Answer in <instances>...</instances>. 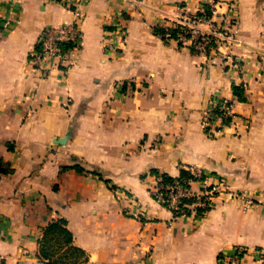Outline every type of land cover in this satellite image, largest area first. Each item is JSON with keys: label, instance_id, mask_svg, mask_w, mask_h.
Instances as JSON below:
<instances>
[{"label": "crops", "instance_id": "0c3cea01", "mask_svg": "<svg viewBox=\"0 0 264 264\" xmlns=\"http://www.w3.org/2000/svg\"><path fill=\"white\" fill-rule=\"evenodd\" d=\"M209 1L0 0V264H47L40 241L59 219L86 254L80 264H217L237 249L241 264H259L264 0H222L235 6L242 71L157 33L178 4L194 12ZM119 15L128 38L110 52ZM75 21L83 38L73 61L34 66L43 30ZM223 97L235 100L237 127L210 137L204 113ZM183 169L258 203L245 210L221 193L203 217L175 218L151 195L153 171L177 178Z\"/></svg>", "mask_w": 264, "mask_h": 264}, {"label": "built area", "instance_id": "2783aa9c", "mask_svg": "<svg viewBox=\"0 0 264 264\" xmlns=\"http://www.w3.org/2000/svg\"><path fill=\"white\" fill-rule=\"evenodd\" d=\"M222 11V9H224ZM167 24L161 37L179 46L191 49L195 54L205 55L207 60L218 59L223 66L239 71L243 70L239 58L235 57L232 47L236 42L234 32L235 6L222 0H211L191 12L185 4H178L176 10L167 15ZM122 15H119L114 30L107 31L104 47L107 51L116 52L122 49L128 38V29ZM83 33L77 21L70 24L48 26L41 33L38 48L32 56L31 63L36 67L54 61L58 65L72 62L80 50ZM235 100L215 98L204 113L203 126L210 137H217L218 132L226 126L237 127V116L234 112ZM191 177L179 179L174 184L163 185L161 178L151 191L155 201L169 209L175 218L186 215L201 216V208L213 206V200L221 195L223 181H209L198 170H189ZM178 179V177H177ZM198 183L199 190L192 185ZM250 203V201H248ZM258 252V251H257ZM246 252L237 249L231 256L222 255L217 264H241ZM259 264H264V251L259 253Z\"/></svg>", "mask_w": 264, "mask_h": 264}, {"label": "trees", "instance_id": "16d2710c", "mask_svg": "<svg viewBox=\"0 0 264 264\" xmlns=\"http://www.w3.org/2000/svg\"><path fill=\"white\" fill-rule=\"evenodd\" d=\"M164 30L160 29L157 33L163 34ZM232 89L240 101L245 100V89L243 87L234 85ZM74 169L79 172L85 171L80 166H75ZM6 171L3 170L1 172ZM153 173L158 178H161L163 185L174 184L179 179L191 177L190 172L184 169L181 170L178 179L166 173H160L159 171H153ZM211 208H201L198 212L203 217ZM39 256L47 264H80L84 261L86 254L82 249L73 246V236L67 228V221L65 219H59L45 227L43 238L40 241Z\"/></svg>", "mask_w": 264, "mask_h": 264}, {"label": "rangeland", "instance_id": "374dc122", "mask_svg": "<svg viewBox=\"0 0 264 264\" xmlns=\"http://www.w3.org/2000/svg\"><path fill=\"white\" fill-rule=\"evenodd\" d=\"M222 193H227L230 198L241 201L242 208L247 210L254 207L258 202L254 198H249L246 193L229 190L226 185L223 186ZM250 201V203L248 202Z\"/></svg>", "mask_w": 264, "mask_h": 264}, {"label": "water", "instance_id": "95a60500", "mask_svg": "<svg viewBox=\"0 0 264 264\" xmlns=\"http://www.w3.org/2000/svg\"><path fill=\"white\" fill-rule=\"evenodd\" d=\"M67 139H58V143H64Z\"/></svg>", "mask_w": 264, "mask_h": 264}]
</instances>
